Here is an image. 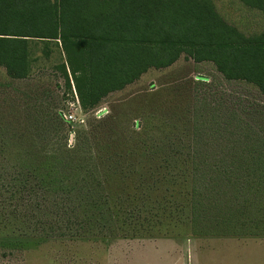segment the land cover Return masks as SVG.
<instances>
[{"label": "rangeland", "instance_id": "1", "mask_svg": "<svg viewBox=\"0 0 264 264\" xmlns=\"http://www.w3.org/2000/svg\"><path fill=\"white\" fill-rule=\"evenodd\" d=\"M211 1L264 33L259 12ZM62 60L39 43L26 79L0 67V264H264L258 90L181 55L78 111Z\"/></svg>", "mask_w": 264, "mask_h": 264}, {"label": "trees", "instance_id": "2", "mask_svg": "<svg viewBox=\"0 0 264 264\" xmlns=\"http://www.w3.org/2000/svg\"><path fill=\"white\" fill-rule=\"evenodd\" d=\"M238 1L264 18V0ZM49 42L60 43L58 69L84 110L181 55L264 97V33L245 35L211 0H0V67L10 79H26L32 46ZM183 160L177 151L169 162Z\"/></svg>", "mask_w": 264, "mask_h": 264}, {"label": "built area", "instance_id": "3", "mask_svg": "<svg viewBox=\"0 0 264 264\" xmlns=\"http://www.w3.org/2000/svg\"><path fill=\"white\" fill-rule=\"evenodd\" d=\"M70 107H71V108H75L76 110L80 111V105H79V103H78V100L76 99V96H75V101L72 102V103L70 104ZM102 110H103V109L100 108L98 111H96V114H97V113H100ZM65 117H66V115H65ZM68 118H69V119H72V118H73V115H69Z\"/></svg>", "mask_w": 264, "mask_h": 264}]
</instances>
